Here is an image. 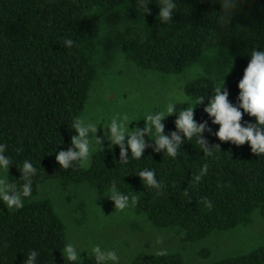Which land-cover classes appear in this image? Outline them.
I'll use <instances>...</instances> for the list:
<instances>
[{
	"label": "trees",
	"instance_id": "trees-1",
	"mask_svg": "<svg viewBox=\"0 0 264 264\" xmlns=\"http://www.w3.org/2000/svg\"><path fill=\"white\" fill-rule=\"evenodd\" d=\"M147 7L150 14L143 13L138 0H0V142L7 144L14 161L30 159L38 168L32 196L25 198L24 206L0 211V264H23L29 249L40 252V264H47L50 251L52 264H65L59 251L65 243V225L51 201L38 198L41 186L52 181L63 189L87 185L103 193L116 180L119 191L137 195L135 214L153 228L173 230L184 243L246 227L255 214L264 222V155L253 154L247 143L236 146L205 133L210 144H220L221 153L207 156L190 142L182 145L175 159L148 148L140 160L123 165L113 146L111 152L105 147L95 154L87 169L74 165L60 170L56 164L55 148L70 146L75 133L68 125L88 103L98 73L102 30L108 31L127 61L162 75L180 74L204 54L226 50L231 68L223 79L233 102L250 52L264 49V0H245L228 27L216 23L219 0H177L169 24L160 21L157 0H150ZM68 38L74 41L71 48L64 45ZM213 87L210 77L198 75L184 85V94L207 97ZM181 106L187 107L177 104L178 109ZM202 108L195 106L197 120L207 119ZM174 119L175 115L165 118V132L174 128ZM254 120L242 117V123ZM209 127L214 133L218 125L209 122ZM204 164L207 171L197 181ZM143 167L154 169L164 183L159 195L135 176ZM9 170L18 181L15 164ZM205 197L211 208L202 202ZM102 203L114 208L104 197ZM133 264L185 262L180 253H139ZM211 264H264V246Z\"/></svg>",
	"mask_w": 264,
	"mask_h": 264
},
{
	"label": "clouds",
	"instance_id": "clouds-1",
	"mask_svg": "<svg viewBox=\"0 0 264 264\" xmlns=\"http://www.w3.org/2000/svg\"><path fill=\"white\" fill-rule=\"evenodd\" d=\"M149 2L150 0H138L144 14H150V9L147 7ZM219 2L220 13L216 16V23L218 26L228 27L245 0H219ZM157 6L160 21L169 24L177 9V0H157ZM73 43L71 38L64 40V45L68 48H71ZM230 68L231 64L224 69L225 74ZM209 77L213 80L214 87L207 97L199 95L193 98L180 91L166 103L163 110L152 108L141 117L130 115L128 112L114 113L106 122L102 117L94 120L82 116L74 117L68 126L75 134L71 136L69 147L60 150L55 148L56 164L60 170L70 169L74 165L87 169L92 165L93 156L103 153L105 146L109 152L113 150V146L119 149L118 163L123 165H127L130 159L140 160L148 148L155 153H162L175 159L182 151V145L190 142L198 145V150L207 156L221 153L220 144H210L205 133L213 134L220 142H230L236 146L247 143L253 154L264 155V49L253 48L250 52L248 63L236 85L238 94L235 102L229 100V90L225 87L222 77L215 75ZM177 104H186L187 107L181 106L178 109ZM197 105H203L202 111L207 119L195 118ZM245 114L254 117V122L242 123ZM172 115H175L174 128L165 132L164 120ZM141 119L144 121L143 126L129 127L132 122ZM209 122L218 125L214 133L209 127ZM20 150L18 148L16 151ZM7 152V144L0 142V203L8 211L22 208L25 198L32 196L33 178L36 177L38 168L30 159L17 163ZM13 164L20 172L18 181H10L8 176L9 168ZM207 167V164L202 165L200 173L195 176L197 181L207 171ZM135 176L140 179L144 188L155 190L157 195L164 188V183L157 178L152 168H140ZM19 181L22 183H18ZM102 195L112 202L114 210L120 211L131 207L138 199L135 194L130 197L119 191L116 180L109 182ZM93 197L95 202L96 189L93 190ZM202 202L208 208L212 207V202L206 197ZM59 251L65 264H82L81 252H86L94 260V264H121V256L115 247H105L90 239L81 246L72 238H68ZM50 252L47 264H52ZM157 254L166 253L158 251ZM39 257L38 250L29 249L23 264H40Z\"/></svg>",
	"mask_w": 264,
	"mask_h": 264
},
{
	"label": "rangeland",
	"instance_id": "rangeland-1",
	"mask_svg": "<svg viewBox=\"0 0 264 264\" xmlns=\"http://www.w3.org/2000/svg\"><path fill=\"white\" fill-rule=\"evenodd\" d=\"M98 40V73L81 114L93 120L102 117L106 122L117 112L141 117L152 108L163 110L175 94L184 93V85L191 78L198 75L223 78L224 69L231 63L226 50L214 49L182 73L162 75L139 69L127 61L105 29ZM143 123L141 119L129 127L143 126ZM8 176L14 181L10 170ZM93 190L87 185L63 189L52 181L41 186L38 198L51 201L65 225V241L72 238L83 246L90 239L105 247H115L121 256V264H133L139 253L157 254L158 251L180 253L185 264H211L264 246V222L257 214L246 227L214 233L196 243H184L173 230L150 226L142 215L134 213L133 204L124 211L107 209L100 191L94 202ZM6 210L0 203V211ZM202 252L207 255L201 256ZM80 258L83 264H94L86 252H81Z\"/></svg>",
	"mask_w": 264,
	"mask_h": 264
}]
</instances>
